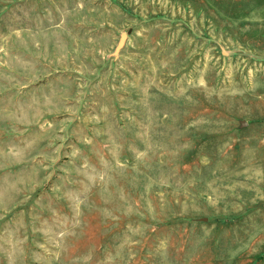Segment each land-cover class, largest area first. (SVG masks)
<instances>
[{"label":"rangeland","instance_id":"1","mask_svg":"<svg viewBox=\"0 0 264 264\" xmlns=\"http://www.w3.org/2000/svg\"><path fill=\"white\" fill-rule=\"evenodd\" d=\"M0 264H264V0H0Z\"/></svg>","mask_w":264,"mask_h":264},{"label":"water","instance_id":"2","mask_svg":"<svg viewBox=\"0 0 264 264\" xmlns=\"http://www.w3.org/2000/svg\"><path fill=\"white\" fill-rule=\"evenodd\" d=\"M124 39H125V35H122L121 41L119 43L120 45L123 43Z\"/></svg>","mask_w":264,"mask_h":264}]
</instances>
